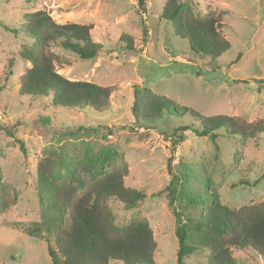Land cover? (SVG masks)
Here are the masks:
<instances>
[{"label": "rangeland", "instance_id": "374dc122", "mask_svg": "<svg viewBox=\"0 0 264 264\" xmlns=\"http://www.w3.org/2000/svg\"><path fill=\"white\" fill-rule=\"evenodd\" d=\"M184 1L201 16L208 8L224 11L221 32L230 46L218 57L193 53L174 34L161 17L166 0H145L144 10L138 0H0V203L5 206L0 212V264H51L45 231L39 237L26 232L32 222L48 216L47 198L37 183L42 159L52 160L63 174L77 168L86 179L79 190L98 175L82 171L86 155L111 152L104 171L124 162V184L145 197L132 208L114 198L107 205L116 224L148 221L157 243L154 264H175L176 223L165 190L171 173H188L190 186L206 182L230 208L264 200V132L241 138L220 130L215 141L191 133L171 150L164 131L186 123L198 126L197 120L189 114H164L149 128L134 123V85L202 114L264 119V0ZM37 9L58 23L91 25L93 41L101 44L97 55L81 59L53 47L61 57L56 69L70 80L111 87L106 110L53 106L49 97L20 94V75L30 66L20 51L31 40L11 29H22V15ZM124 35L133 49L127 48ZM231 253L235 264H264L256 252L231 248ZM205 261L202 251L185 258V264Z\"/></svg>", "mask_w": 264, "mask_h": 264}, {"label": "trees", "instance_id": "16d2710c", "mask_svg": "<svg viewBox=\"0 0 264 264\" xmlns=\"http://www.w3.org/2000/svg\"><path fill=\"white\" fill-rule=\"evenodd\" d=\"M138 4L141 10L145 9V0H138ZM223 13L208 8L201 16L184 0H166L161 17L169 22L175 35L187 41L193 53L218 57L230 46L221 32ZM22 23V29H11L16 34L24 32L31 40V45L20 51V58L30 63L19 78L20 94L49 97L53 106L106 110L111 87L87 80H70L56 69L61 57L53 47L81 59L97 55L101 44L93 41L91 25L58 23L44 9L24 13ZM141 24L146 40L147 28L142 20ZM124 40L127 48L133 49L129 35H124ZM238 59L239 55L233 62ZM131 112L139 128H149L164 114H189L197 120L198 126L186 123L164 131L171 150L191 133L215 141L220 130L225 135L241 138H254L264 132L262 118L248 121L243 115L202 114L188 106L178 107L171 98L146 86H133ZM20 149L24 151L21 144ZM111 155L105 151L86 155L81 163L82 171H97L98 175L81 190L77 186L86 183V179L77 168H68L63 174L54 169L52 160L39 161L37 183L47 198L48 216L41 222H32L26 232L39 237L45 231L51 264H154L157 243L148 221L135 219L124 225L116 224L107 205V200L114 198L132 208L145 197L142 191L124 184L123 176L127 172L124 162L121 167L103 170ZM169 160L167 169H170ZM170 175L165 190L176 223L175 264H185V258L198 251L205 253L206 264H235L231 248L256 252L264 263V200L230 208L220 202L215 189L207 188L206 182L194 187L189 184L188 173ZM4 208L0 203V212Z\"/></svg>", "mask_w": 264, "mask_h": 264}]
</instances>
